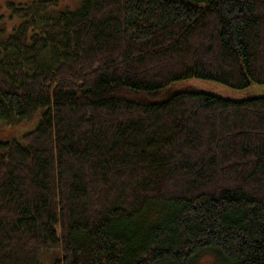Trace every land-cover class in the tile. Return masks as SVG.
<instances>
[{"label": "trees", "instance_id": "16d2710c", "mask_svg": "<svg viewBox=\"0 0 264 264\" xmlns=\"http://www.w3.org/2000/svg\"><path fill=\"white\" fill-rule=\"evenodd\" d=\"M57 3L0 28V264H264V96L172 91L264 84V0Z\"/></svg>", "mask_w": 264, "mask_h": 264}, {"label": "rangeland", "instance_id": "374dc122", "mask_svg": "<svg viewBox=\"0 0 264 264\" xmlns=\"http://www.w3.org/2000/svg\"><path fill=\"white\" fill-rule=\"evenodd\" d=\"M35 1H46V0H0V28H5L4 39L9 38L14 30L21 25L22 20L9 13L7 9L8 3H15L17 5L24 6L25 4L34 3ZM58 1L57 5L52 6L49 11L53 14H58L64 11H78L83 4V0H55ZM49 11H47L49 13ZM172 91L184 92V91H198L202 93H209L216 96H221L225 99H232L240 101L242 99H251V97H262L264 96V84L259 85L252 83L250 87L243 89H233L227 87L220 82H214L211 80L202 79H189L177 82L174 84ZM41 113L29 121L19 123L18 125H12L3 123L0 121V140L17 139L21 138L23 134L34 129L40 120ZM60 256L58 252L46 251L43 255V264H54L56 259ZM216 254L205 253L202 254L196 261V264H217L218 260Z\"/></svg>", "mask_w": 264, "mask_h": 264}]
</instances>
